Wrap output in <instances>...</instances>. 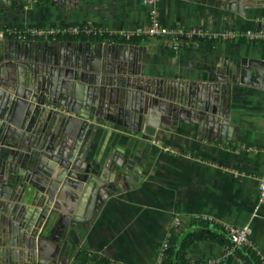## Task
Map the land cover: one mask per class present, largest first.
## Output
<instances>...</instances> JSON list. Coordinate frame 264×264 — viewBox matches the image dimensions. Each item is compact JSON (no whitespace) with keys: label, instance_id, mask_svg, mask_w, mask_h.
Here are the masks:
<instances>
[{"label":"water","instance_id":"water-1","mask_svg":"<svg viewBox=\"0 0 264 264\" xmlns=\"http://www.w3.org/2000/svg\"><path fill=\"white\" fill-rule=\"evenodd\" d=\"M38 1L0 0V11L21 13ZM223 1L264 28V0ZM143 62L133 46L0 41V264H52L71 255L112 195L144 176L148 155L130 143V132L155 136L156 127L188 122L222 138L236 123L237 85L264 88V62L239 55L206 71L203 83L182 74L156 88L141 72ZM106 124L128 131L120 133L128 141L92 153Z\"/></svg>","mask_w":264,"mask_h":264},{"label":"crops","instance_id":"crops-1","mask_svg":"<svg viewBox=\"0 0 264 264\" xmlns=\"http://www.w3.org/2000/svg\"><path fill=\"white\" fill-rule=\"evenodd\" d=\"M157 7L167 27L201 28L215 34L259 29L261 22L249 11L239 16L236 5L229 10L223 0H160ZM149 21L144 0H80L79 7L39 0L21 13L0 11V26L91 23L118 32L147 27ZM61 41L139 47L144 59L140 70L153 88L180 82L182 74H193L203 83L210 69L231 63L236 55L264 62V43L247 41L205 42L198 49L179 51L165 49L151 38ZM234 96L231 112L236 123L222 138L201 135L188 122L178 129L156 127L155 136L144 133L145 128L144 134L130 132V143L148 155L144 176L136 188L112 195L107 208L72 245L71 255L52 264H163L170 256L176 264L209 260L264 264V200L259 194L264 176V88L239 84ZM108 128L106 124L97 129L92 153L102 145L112 148L118 139L128 141L120 136L128 131ZM161 146L178 148L192 159L166 154ZM245 227L251 230L250 245H234L229 230Z\"/></svg>","mask_w":264,"mask_h":264},{"label":"built area","instance_id":"built-area-1","mask_svg":"<svg viewBox=\"0 0 264 264\" xmlns=\"http://www.w3.org/2000/svg\"><path fill=\"white\" fill-rule=\"evenodd\" d=\"M149 7V25L133 31H112L106 27L87 23L82 25L66 26H0V41H61L67 38L83 37L87 39L121 38L131 41L134 38H151L161 42L165 49L179 51L187 48H200L205 42H235L247 41L251 43H264V28L251 29L244 32L226 30L222 33H211L201 28L185 29L167 27L162 24L157 4L160 0H144ZM156 141V140H155ZM161 150L175 157H187L178 148L161 146ZM197 161H202L196 158ZM259 194L264 200V176L259 184ZM231 241L236 246H249L251 230L245 228H231L229 230ZM166 248V245H165ZM190 264H226L224 260H209L204 263L191 262Z\"/></svg>","mask_w":264,"mask_h":264},{"label":"trees","instance_id":"trees-1","mask_svg":"<svg viewBox=\"0 0 264 264\" xmlns=\"http://www.w3.org/2000/svg\"><path fill=\"white\" fill-rule=\"evenodd\" d=\"M254 256V255H253ZM251 258H252V256H250ZM172 258H171V256L170 257H167L165 260H164V262H163V264H176L175 262H171L170 260H171ZM182 260H183V258H182ZM182 264H184V263H182ZM253 264H260V262L259 261H254V263Z\"/></svg>","mask_w":264,"mask_h":264}]
</instances>
